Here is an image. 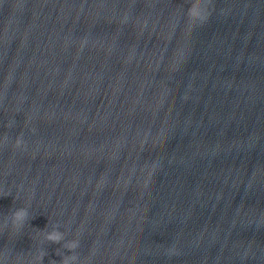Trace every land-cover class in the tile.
I'll return each mask as SVG.
<instances>
[{
    "label": "clouds",
    "instance_id": "clouds-1",
    "mask_svg": "<svg viewBox=\"0 0 264 264\" xmlns=\"http://www.w3.org/2000/svg\"><path fill=\"white\" fill-rule=\"evenodd\" d=\"M202 18V17H201ZM21 140L18 138L15 147H20ZM29 221V211L27 207H19L11 212V228L14 232H19L25 225V222ZM8 226V220H5V227ZM42 233V237L45 241L51 243H63V248L68 249L72 252L71 255L63 256L61 264H77L79 257L75 254V250L79 248L80 241L79 239L66 240L65 233L58 229V226H53L51 231H39ZM45 255V252L41 251L34 258L33 261H30L29 264H42V259Z\"/></svg>",
    "mask_w": 264,
    "mask_h": 264
}]
</instances>
